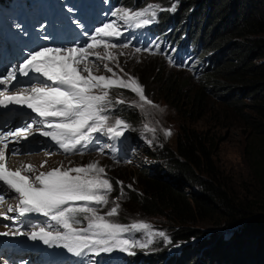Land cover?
Segmentation results:
<instances>
[{"label":"trees","instance_id":"16d2710c","mask_svg":"<svg viewBox=\"0 0 264 264\" xmlns=\"http://www.w3.org/2000/svg\"><path fill=\"white\" fill-rule=\"evenodd\" d=\"M102 1L114 10L144 8L149 4L168 9L175 5V12H158L144 42L152 43L153 50L165 49L164 53L175 62H185L194 55L203 57L201 68L195 71L203 81L192 90L188 113L201 116L207 111L212 96L224 97L226 105L239 114L235 115L237 119L264 139V42L259 37L264 33V0H232L231 3L230 0ZM37 2L24 0L22 5L31 7L39 5ZM12 4L13 0H0V9L5 13L4 9ZM43 4L45 2L39 7ZM182 18L179 30H175ZM174 46H178V50L172 52ZM254 58L260 61L255 62ZM149 77L150 71L144 70L142 81L148 94L152 90ZM156 79L160 92L166 96L172 93L177 96L185 85L168 75L157 74ZM116 94L126 95L129 91L118 88ZM241 94L250 101L243 102ZM117 112L126 120L134 122L136 119L135 112L127 105ZM121 141V148H126L129 133ZM210 148L211 142L206 136L182 125L175 148L162 154L165 165L154 167L155 170L140 166L135 183H123V195L121 188L113 184L110 199L123 197L126 206H135L143 216H164L183 225L175 239L200 238L195 249L188 246L182 250L185 245L182 244L176 247L178 249L169 250L164 262L159 261L160 256L156 254L159 252H153L151 258L140 250H136L135 255L125 253L127 264H148L150 259L149 264H264V163H256L252 169L259 191L248 193L249 198L240 197L220 179ZM189 186L201 191L190 192ZM196 220L209 221L212 226L209 229L213 231L187 225ZM181 254L183 258L178 260Z\"/></svg>","mask_w":264,"mask_h":264},{"label":"rangeland","instance_id":"374dc122","mask_svg":"<svg viewBox=\"0 0 264 264\" xmlns=\"http://www.w3.org/2000/svg\"><path fill=\"white\" fill-rule=\"evenodd\" d=\"M22 1L23 0H13L11 7L9 9H4L5 13L0 12V55L2 54L1 61L5 62L9 70H12L14 57L17 55L15 52H11L7 43L2 44L1 40L4 37H8L11 38L16 45V41L11 36L12 29H18L19 27V35L26 41V44H21L24 50H18L19 55L15 58L16 62L13 67L18 68L28 54L34 49L38 50L41 46L64 47L62 46L64 43L49 41L41 43L37 40V36L44 37L42 32H40L42 29H47L57 38L64 39L68 36L69 41L66 47L76 45L86 47L87 41L85 40V33L92 37L96 35L94 32L95 28L102 27L104 23L117 20L120 24L122 35L113 38H105L108 39L110 44L117 46L114 48H106L101 44L91 49L90 51L99 53L101 58L98 59L95 56H90L87 62L88 66L92 73L97 76L104 75L112 77L113 79L123 78L126 81L129 77L135 78L139 85L142 86L144 95L153 102V105L158 106L145 105L144 108L141 109L139 107L140 101L137 94L128 90L129 94L117 95L116 92L119 87H113L108 90L109 99L113 101L111 112L109 113L111 118L110 122L114 121L116 118L124 119L117 112L119 108L124 105H127L128 108H132V111H134L136 115L134 122L124 119L130 125V128L124 132V134L129 133V142L126 148H121L120 146L122 136L119 138H112L111 136H106L101 133L95 134L98 140H94L87 148H81L79 151H73L71 153H65L62 149H59L55 142L51 141L49 137L23 140L21 146H31L32 149L35 148L39 142H45V144H47L50 141L51 143V145L45 148L48 152H41L39 153L40 155L38 153H33L37 151L32 149L26 151L21 150V152H19V154L26 152V155L24 154L25 156H23L25 161L20 160L16 162V164L19 163L26 168L28 165H32L35 172L32 169L29 173L33 181L38 173L48 172L53 168L62 167V170H67L70 167L75 168L86 166L90 163H97L98 167L105 168V178L110 179L112 185L114 184L115 187L120 190L121 184L118 182H122V184L129 183L131 185L135 183L136 170L140 166H147L148 169L155 170L154 167L165 165V158L162 157V154L166 153L167 149L171 150L175 148L176 136L181 126L185 125L201 132L207 137V140L211 142L210 149L214 153L215 165L217 166L220 179L226 182L227 187L231 189L234 194L245 197L248 193L259 191L256 181L253 178L252 169L256 163H264V139L254 135L248 125L237 119L235 115L239 114L235 112L232 107L226 105L223 99L224 97L212 96L209 99L207 111L201 116L188 113L192 90L203 81L201 77L199 78V74L195 72L201 66V61L203 60L202 56H191L190 59L187 58L185 62L172 61L169 55L164 53L165 49L161 51L158 49L153 50L151 46L152 43H150V45L140 44L136 37H134L137 32L135 28L137 29V27L126 25L123 21H119L118 17L113 15L115 12L102 16V11L105 9L102 4L98 5L92 2L93 6L91 3L87 4V1L83 3V0H75L74 2L65 0H38L39 5L45 2V4L40 6L45 9L44 16L36 9L37 7L31 6L33 8H30V6L20 4ZM231 2L232 0L229 1V3ZM122 8L125 7H119L117 9ZM232 8L234 13L235 9L234 7ZM232 8H230V11ZM140 9L143 8L131 10L135 11ZM13 13L16 15L20 13V23L18 26L15 23L16 19L10 18V15ZM183 20L182 18L178 22L175 30H179V24H181ZM218 22L214 23L212 26L213 29H216L214 27H216ZM146 26L139 28H144ZM180 33L181 32H179V35ZM259 37L261 40L263 39L264 42V33L260 34ZM88 39L90 40L89 43H91V38H87V40ZM97 39H100V37L97 36ZM1 46L7 47V51H3ZM177 47L178 46H174L172 52L178 50ZM137 48L140 49L139 52L136 51ZM109 54L115 58L112 60L107 59ZM254 61L258 62L260 59L254 58ZM105 65L113 71H107ZM81 68H83V65H81ZM144 70L150 71L149 85L152 90L149 94L146 93V88L142 81ZM113 72L116 74L115 76H113ZM82 74L87 75L88 73L82 72ZM157 74H159V76L168 75L171 78L183 81L185 85L181 88L179 93L176 94L177 96H175L174 93L166 96L160 92L161 86L159 87V81L156 79ZM32 77H34V75L30 72L29 75L24 78L26 84L22 86V89L33 85L43 86V80L32 79ZM164 96H166V98H163ZM177 97L178 99H176ZM241 98L245 103L250 101L248 98H245L244 94H241ZM117 100L124 101V104H117ZM172 101L174 104H172ZM179 103L180 105H177ZM32 118L33 121H36L34 124H36L38 128L43 127L49 130L41 123L42 118L38 117V114L32 115ZM29 120H31V118L27 119V121ZM148 129H154L155 131H150ZM167 130L171 131L170 135H165ZM148 141H151V144H149ZM101 148H103V152H101ZM10 153L11 152H8L6 157L7 167L11 170L19 169L15 166L16 164H13L11 157L13 155ZM33 154L38 155L35 160L31 158ZM43 154L49 156V159ZM35 165L39 168H36ZM26 171H28V169ZM115 187L113 186V188ZM188 189L190 192L196 190L201 191V189L193 186H189ZM13 193L15 192H9L6 198L8 199L11 196L18 197L17 194ZM247 198L249 197L247 196ZM16 203L17 199L11 206L14 208ZM116 204H119L120 207L118 209V215L109 218L112 221L127 225L144 221L152 226L151 230L153 232L163 231L166 234L167 239L157 235L154 237L153 243H151L149 247L144 249L137 247L133 249L134 252L140 250L142 254L150 255V258L153 252H159L156 253L160 256L161 260L159 261L164 262L165 254L169 250L182 244H185L182 250H185L188 246L194 247L195 249L197 241H200V238L197 236H192L190 239H175V234L183 225H179L175 221L167 219L164 216H143V214L136 211L135 206H126L123 197L110 199L108 196L107 205L110 207L106 210L105 208L107 205L103 206V208L97 205V207L99 206L97 210L100 214H104ZM7 210L9 211V208H7ZM16 214H18V212ZM12 215H15V212L12 214L7 213V218H5L4 215H0V226L3 227L8 225V227L10 226L12 231H14V222H11L13 218ZM41 218L42 217H35V215H32L29 219L24 220L27 222V225H24L25 227L19 230L25 233L31 231V228L26 227L31 226L32 223L34 226H39V223L46 224V227H49L50 224L52 227L55 225V222H51L50 218ZM82 221V223L76 226L86 227V219H82ZM187 225L201 230L207 228L210 230L209 228L212 227H210V222L205 220H196ZM214 230L216 232L219 231L216 229ZM9 232L7 231L6 233ZM125 236L139 243L147 239L148 233L146 231H131L126 233ZM190 241L191 243L189 244ZM69 253L74 254L72 252ZM100 254V261L97 262L95 261V253L85 252L80 256L74 255L72 256L73 261H70V256L67 254H56V258L62 257L61 262H46L45 264H127L122 259L125 252L114 250L111 253ZM179 258H183L182 254L178 256V260H180ZM10 260L11 252L6 253V255L0 254V264H14L10 263ZM150 262L151 259L148 264ZM163 262L159 264H164Z\"/></svg>","mask_w":264,"mask_h":264},{"label":"snow or ice","instance_id":"6c2138e0","mask_svg":"<svg viewBox=\"0 0 264 264\" xmlns=\"http://www.w3.org/2000/svg\"><path fill=\"white\" fill-rule=\"evenodd\" d=\"M160 11H176L172 5L164 9L159 4H149L140 10L127 8L117 9L116 15L119 21L137 28L155 22ZM96 35L91 37V43L85 46L49 47L41 46L38 50H32L18 68L0 75V86L11 85L17 80V72L22 76L29 73L36 74L32 79L43 80V86H31L8 94L0 92V105L8 104L24 105L42 118L41 123L47 131L41 127L39 130L44 137L62 149L65 153L79 151L87 148L94 140H98L97 133L119 138L130 128V125L121 118L111 121L112 100L109 99V89L119 87L128 89L139 97V107L153 105L145 95L141 85L135 78H115L94 75L88 66L90 56L100 59L99 53L90 51L103 44L106 48H114L117 45L110 44L108 39L122 35L120 24L117 20L104 23L102 27L94 29ZM87 35V33H85ZM97 36L100 39H97ZM40 37L37 36V40ZM43 39L47 40L45 36ZM126 46V45H125ZM140 51L139 48L136 49ZM111 54L107 59L112 60ZM83 65V68H81ZM107 71L111 68L105 65ZM122 71V69H121ZM82 72H87L83 75ZM116 74L113 72V76ZM98 90V91H97ZM117 104L124 103L117 100ZM36 121H33L35 123ZM33 124H26L7 133H0V192H12L18 194V205L9 211H17L19 216L30 213H40L55 222V228L33 226L29 232L19 230L3 233V235H27L33 241L39 239L45 245H62L69 252L77 256L85 252L111 253L114 250L135 255L134 248H147L153 243L154 237L166 238L163 231L153 232L152 226L147 222H134L130 225L114 222L110 217L118 215L119 204L112 207L107 213L100 214L97 207L108 204V196L113 191L110 179L105 178V168L98 167L97 163L86 166L68 168H53L48 172H40L33 181L29 175L22 174L21 169L11 170L7 167L6 153L10 142H19L33 135ZM155 131L154 129H148ZM167 130L165 135H170ZM11 138V139H9ZM151 144V141H148ZM79 146V147H78ZM103 152V148L100 149ZM11 155L19 154L18 149H11ZM46 163V162H45ZM32 171L33 166H27ZM121 195H123V184ZM128 187H131L129 185ZM5 199L0 195V201ZM7 218L6 213H0ZM16 219V217H13ZM82 219H86V227H77ZM131 231H146L147 239L137 242L126 238L125 234ZM171 242V241H169Z\"/></svg>","mask_w":264,"mask_h":264},{"label":"bare ground","instance_id":"6f19581e","mask_svg":"<svg viewBox=\"0 0 264 264\" xmlns=\"http://www.w3.org/2000/svg\"><path fill=\"white\" fill-rule=\"evenodd\" d=\"M87 38H91V36L90 35H87ZM35 86H40V85H35ZM17 123L18 122H12V123H10L9 126L6 128L7 129V132L12 131L13 130L12 127L14 125H16ZM9 139H11V138H9ZM12 144H13V142H10L9 143V150H8V152H11V149H13V148L18 149L19 152H21V150H23V151L29 150V149H22L20 145L14 146ZM49 145H51L50 141H49V143L46 144V147H48ZM0 147H2V146H0ZM46 147H43L41 149H32V150H36L37 151V152H35V151L33 152L35 154H37V153L39 154L41 152L46 153V152H48V150L45 149ZM51 151H49V152H51ZM7 153H6V155H7ZM24 154L26 155V152L11 156L12 157L13 164H16V162H18L20 160L23 161L24 160L23 156H25ZM43 155L46 156V154H43ZM37 157H38V155H34L33 154L31 158H34L33 160H35V158H37ZM46 157L49 159V156H46ZM15 166L22 170V174L29 175L32 178V176L29 173V171H26L28 168H26L24 165H21V164L17 163ZM35 167L36 168H39L36 165H35ZM33 171L35 172V169L34 168H33ZM38 175H39V173H38ZM0 183H2V182H0ZM13 194H16V193H13ZM0 195H4L5 196V199L3 201H0V213H6V214L7 213H11L12 214L13 212H15V215H12V217H16V219H13L12 218V220H11V222H14V227H13L14 231H17L20 228L25 227L24 226V222H22V221L28 219L29 215H35V216L41 215L40 213H30V214H26V216H19V214H16L17 211H8L7 208H9V206H11L12 204H14V202H15L16 199H17V203L15 204V207L18 205V202H19L18 201V197L17 196H11L10 198L7 199L6 196L9 195V192H7V193L0 192ZM5 203H8V204H5ZM19 219H21V220H19ZM33 226L34 225H32V228H33ZM37 227H46V224H44V223L43 224H39V226H37ZM53 228H55V225H53ZM10 229L11 228H10V226L8 227V225L7 226H3V227L0 226V254L6 253L5 250L6 251H9V252H12V256H14V258L20 259L22 263H25L24 260L29 257V253L23 251V248H25V247L26 248H30V247H28V240H24V241H22L20 243H17L14 240L20 239V238H24V235H19V236L3 235V233H6L7 231L9 232ZM10 232H13L12 229H11ZM13 242H15L16 244H14ZM32 244H33V247H32ZM32 244H31V247L32 248H38V247L44 248V245H45L43 243V241H41L39 239H37L35 241H32ZM29 246H30V244H29ZM48 246H49V249L55 250V252H57L59 250L60 251H63L62 253H58L57 255H62V254H67L68 255V253H69V251L66 248H64L62 245H48Z\"/></svg>","mask_w":264,"mask_h":264}]
</instances>
